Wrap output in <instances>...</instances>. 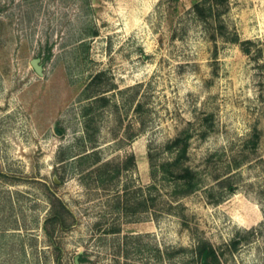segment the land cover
<instances>
[{
	"label": "rangeland",
	"instance_id": "1",
	"mask_svg": "<svg viewBox=\"0 0 264 264\" xmlns=\"http://www.w3.org/2000/svg\"><path fill=\"white\" fill-rule=\"evenodd\" d=\"M197 1L0 0V264H185L200 239L264 264V0H229L215 38ZM187 136L180 196L152 163Z\"/></svg>",
	"mask_w": 264,
	"mask_h": 264
},
{
	"label": "trees",
	"instance_id": "2",
	"mask_svg": "<svg viewBox=\"0 0 264 264\" xmlns=\"http://www.w3.org/2000/svg\"><path fill=\"white\" fill-rule=\"evenodd\" d=\"M228 3L229 0L197 1L191 8L190 13H192V15L202 23L205 30L211 33V36L215 38L218 34L217 32H219L217 28L215 29V26L219 24V27H225L224 23L221 22V17L225 12ZM221 34L225 36L226 33L225 31H221ZM235 40H237V38ZM101 75L102 73L97 74L94 79L99 78ZM103 94V92L99 93L95 96L96 98L94 100H107V97ZM188 140V136L186 138L178 137L171 143L169 148L171 152L175 151V157L172 160L160 164L152 163V176L157 179V176L161 175L163 179L174 181V190L176 194L180 196L190 195L196 192L200 187L198 173L185 164L188 154ZM108 164L109 163H106L105 166H108ZM135 164L136 159L134 155L127 157L120 167L116 168L114 176L118 177L122 173L128 172ZM156 184L155 180L151 187H155ZM53 208L54 209L45 221L44 229L46 234L52 240V243L55 244V233L58 231H66L70 228L71 223H69L70 211L63 200L56 198V200L53 201ZM115 230L116 229H112L113 233L118 232ZM233 245L236 247L237 242L233 243ZM180 250L190 252L191 254L185 264H224L225 254L206 239L198 240L190 251L185 247H181ZM168 251L166 252L168 258L175 257L177 252ZM159 253L161 254L160 249ZM86 260V257L81 255L80 262L84 263Z\"/></svg>",
	"mask_w": 264,
	"mask_h": 264
},
{
	"label": "water",
	"instance_id": "3",
	"mask_svg": "<svg viewBox=\"0 0 264 264\" xmlns=\"http://www.w3.org/2000/svg\"><path fill=\"white\" fill-rule=\"evenodd\" d=\"M32 65L39 75H43V66L41 65V59L40 58L34 59L32 61ZM57 132L60 134L58 129H57ZM76 262L79 264V257H77Z\"/></svg>",
	"mask_w": 264,
	"mask_h": 264
},
{
	"label": "bare ground",
	"instance_id": "4",
	"mask_svg": "<svg viewBox=\"0 0 264 264\" xmlns=\"http://www.w3.org/2000/svg\"><path fill=\"white\" fill-rule=\"evenodd\" d=\"M243 222H246L244 219L242 220Z\"/></svg>",
	"mask_w": 264,
	"mask_h": 264
}]
</instances>
